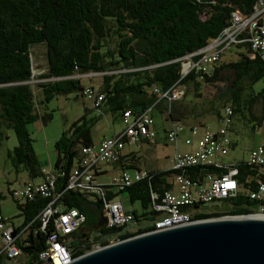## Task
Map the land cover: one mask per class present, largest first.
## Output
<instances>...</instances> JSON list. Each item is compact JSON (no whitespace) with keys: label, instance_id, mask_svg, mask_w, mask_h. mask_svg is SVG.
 Masks as SVG:
<instances>
[{"label":"trees","instance_id":"obj_1","mask_svg":"<svg viewBox=\"0 0 264 264\" xmlns=\"http://www.w3.org/2000/svg\"><path fill=\"white\" fill-rule=\"evenodd\" d=\"M256 3L257 0H0V141L6 137L7 130L15 131L19 144L9 152V157L17 172H27L32 181L45 178L27 126L39 119L52 118V114L40 115L39 108L56 95L83 93L84 86L76 75L104 74L99 93L105 98L95 109L100 111L103 107L104 114L121 122L127 110L134 117L150 110L154 121V111H158L171 123L182 122L216 131L224 127L226 109L230 107L233 115L228 126L229 137L230 132L236 133L235 118L243 120L244 127L253 133L259 129L264 133V88L255 89L264 78V59L252 52L250 42L226 50L219 61L208 65L207 72L193 71L184 78L181 72V59L204 49L219 37L230 26L233 12L249 15ZM248 36L244 34L242 39ZM40 44L46 45L49 62L44 78L55 80L39 85L45 98L38 101L30 82L32 47ZM230 50L237 51L238 59L224 62L223 57ZM199 58L195 56L193 60ZM228 71L234 77L230 87L219 96L221 101H208V109L203 108L204 103L196 101L203 98L200 91L215 85L220 74ZM176 85L185 87L181 99L169 102L161 97ZM207 113L215 115L221 123L219 128L213 129L202 120L200 115ZM187 117L199 120L187 122ZM100 118L83 115L55 144L57 159L53 168L55 191L61 194L59 202L64 208L78 209L87 218L84 226L71 235L69 247L75 251V257L106 247L111 240H126L155 230V223L162 215L155 206L163 203L167 192L176 191L172 178L176 174L183 173L202 182L208 173L216 176L227 173L226 169L212 166L185 171L166 168L147 170V177L125 190H116L108 182L105 185L107 201L119 200L121 193H127L130 201L139 202L143 209L141 214L132 211L134 221L130 226L109 227L103 215L102 198L66 190L71 172L81 160L82 148L95 145L92 130ZM124 142L127 145L130 140L125 138ZM259 143H264V134ZM231 146L235 145L230 138V149ZM122 159L113 165H119ZM230 164L239 169L236 179L241 192L235 198L219 200L226 204L227 209L221 210L226 212H208L203 203L185 207L192 221L258 213L252 208L259 205L245 191L264 184V169L250 166L245 160ZM134 168L128 166L123 171ZM48 202L42 196L23 203L17 201L25 218L22 228L29 226L21 264H39V253L45 249L47 237L54 230L53 222L42 230L38 218ZM92 226L98 229L94 231ZM94 233L97 235L91 238Z\"/></svg>","mask_w":264,"mask_h":264},{"label":"built area","instance_id":"obj_2","mask_svg":"<svg viewBox=\"0 0 264 264\" xmlns=\"http://www.w3.org/2000/svg\"><path fill=\"white\" fill-rule=\"evenodd\" d=\"M244 34H248V38L242 39ZM243 42H250L252 52L264 59V0H257L249 15L239 11L233 12L230 26L224 29L219 37L213 39L204 49L181 59L182 78L193 71L207 72L208 65L219 61L226 50ZM195 56L200 57L198 61L193 60ZM252 57L254 58L255 55L252 54ZM94 75L96 74L89 73L84 77L89 78ZM184 94L185 87L176 85L161 97L171 102L181 99ZM82 95L93 101L94 108L100 107L105 98L104 94L99 93L93 87L84 88ZM231 115L233 112L230 107H227L224 127L216 131L208 127L188 126L182 122L171 123L166 133V141L174 146L170 168L185 171L193 167L212 166L217 169H226L227 173L221 176L208 173L202 182L193 180L183 173L173 176L177 189L167 192L164 195L163 203L155 206V209L162 213L155 223V230L141 235L189 224L193 221L185 207L195 203L211 204L219 200L232 199L241 192V186L236 179L239 174L238 167L224 161L230 150L228 126L231 123ZM122 122L125 126L124 130L114 137L104 138L98 145V149L95 146L82 148L81 160L72 170L66 188V190L102 198L104 200L103 215L105 223L109 227L130 226L134 221V214L132 211L126 210L121 201L106 200V184L97 180L100 167L103 164L119 162L125 149V138L132 142H139L141 138L153 141L157 137V131L154 128L155 121L150 116V110L138 113L135 117L131 110H127L122 115ZM187 130L189 135L184 137ZM183 137L184 143L190 146L191 150L183 152L179 150V140ZM246 162L250 166L264 169V143H259L251 150ZM43 171L45 178L42 182H28L21 190L13 193V196L24 199V202L33 200L36 196H42L49 200L38 218L42 224V230H45L50 222H53L54 230L47 237L45 249L39 253L38 263L70 264L84 256L75 257V251L69 247V244L71 235L84 226L87 218L78 209L64 208L59 202L61 194L55 191L54 169L48 167ZM147 176V170L122 171L114 175L108 185L114 186L116 190H125ZM245 195L259 205L260 213H264L263 183H260L255 190L245 191ZM153 197L156 198L155 195ZM22 226L17 228L9 219L0 215V233L2 235L0 258L6 257L19 264V260L24 256L22 247L26 245L25 239L29 229V226L24 228ZM122 241L125 240L110 241L108 246ZM102 248L104 247H98L93 251Z\"/></svg>","mask_w":264,"mask_h":264},{"label":"rangeland","instance_id":"obj_3","mask_svg":"<svg viewBox=\"0 0 264 264\" xmlns=\"http://www.w3.org/2000/svg\"><path fill=\"white\" fill-rule=\"evenodd\" d=\"M238 54L236 50H230L223 57V61L227 62L229 60H237ZM32 61H33V79L30 82L32 85L36 99L40 101L45 98L40 84L46 82H54L55 79L44 78L48 74L49 62L47 56V47L45 44L34 45L32 47ZM103 73H98L93 77L85 78L84 75H76L75 78H79L82 81L84 88L93 87L100 92L103 86ZM233 73L230 71L222 72L218 77L217 83L210 84L201 90L200 93L203 95V98L198 99V104H203V108L208 109L207 102L221 101L219 96L225 93L226 89L230 87V83L233 79ZM264 88V78L255 85L257 91ZM188 103V102H186ZM193 107L192 104L189 103ZM200 109V108H198ZM88 110V111H87ZM222 110V109H220ZM201 112L200 110H198ZM40 115L52 114V118H46L45 121L39 119L38 121L29 124L28 130L31 132L33 137V148L35 154L42 166L48 168L54 166L57 159V152L55 150L56 141L62 136L65 130H67L75 121L81 118L83 115H87V118L101 117L98 123L94 126L92 133L94 138V143L96 149L100 142L106 137H112L122 131L124 128L123 123L120 119H113L112 115L104 114L103 107L100 111L94 108L93 101L85 98L80 93H72L68 95L59 94L54 97L52 101L41 105L39 108ZM203 117L202 120L208 122V125L217 129L220 127L221 123L216 120L215 115L207 113L200 115ZM154 118L156 123L160 124L168 121L167 116H162L158 111H154ZM188 118V117H187ZM199 120L188 118L187 122H194ZM234 128H236V133L230 132V138L232 143L235 146H231L230 153L227 158L224 159L225 163H236L243 160H248L252 148H254L261 140L263 139V129H259L256 132H252L250 129L244 127L243 120L235 118ZM116 133V134H114ZM114 134V135H113ZM161 142L156 146V151L152 156L146 154V159H155L152 166H158L159 168H165L170 165L171 155L174 153V146L167 142L165 131L162 130L159 134ZM102 139V140H101ZM101 140V141H99ZM19 142L14 130L9 129L6 131V137L0 141V215L10 220L17 228L22 226L25 222L24 216L21 215L18 207L17 201L20 203L24 202V199L13 196V193L22 189V187L29 182H40L43 178H38L32 181L27 172L21 171L17 172L16 167L14 166L11 158L9 157V152L13 151ZM141 145V144H140ZM147 147V146H145ZM190 146H187L183 141L180 143L179 149L181 152L187 151ZM135 146H131L130 149L134 150ZM149 160V161H153ZM147 160L143 161L142 164H145ZM133 163H135L133 161ZM51 164V165H50ZM139 164V162H138ZM146 165V164H145ZM102 166L114 174L113 164H103ZM140 166V165H139ZM53 168V167H52ZM149 168V165L148 167ZM54 169V168H53ZM109 176V175H108ZM107 176V177H108ZM112 175H110L111 177ZM107 177L102 178L106 180ZM109 177V178H110ZM109 180V179H108ZM119 199L123 202L126 210L137 211L139 214L143 212L142 206L139 202L132 203L129 199L127 193H121ZM94 200V199H93ZM208 208V212H226L221 211L227 209L226 204L223 205L222 201L206 204L204 205ZM224 206V207H223ZM253 212L260 213V207L255 206L252 208ZM256 214V213H255ZM253 215V214H251ZM229 216H223L221 218H228ZM220 218V219H221ZM219 219V218H217ZM92 230L98 229V227L91 228ZM97 233H94L92 237L96 236ZM2 241V235L0 233V244ZM114 241V240H111ZM20 262L19 264H21ZM0 264H17L13 260H9L6 257L0 260Z\"/></svg>","mask_w":264,"mask_h":264},{"label":"water","instance_id":"obj_4","mask_svg":"<svg viewBox=\"0 0 264 264\" xmlns=\"http://www.w3.org/2000/svg\"><path fill=\"white\" fill-rule=\"evenodd\" d=\"M243 216L136 236L70 264H264V220L236 218Z\"/></svg>","mask_w":264,"mask_h":264},{"label":"crops","instance_id":"obj_5","mask_svg":"<svg viewBox=\"0 0 264 264\" xmlns=\"http://www.w3.org/2000/svg\"><path fill=\"white\" fill-rule=\"evenodd\" d=\"M155 123H156V121H155ZM170 125H171V121H167L165 123H163V121H162L160 124L156 123V128L155 129L157 131V137L153 141L152 140H148V139L141 138L139 142H132V141H130L129 143H127V145H125V149L123 151V156H122L123 159H122V162L119 165H117V164L116 165H113V168H114V171H115L114 174H111L112 172H110V170L106 169V167L101 166L100 169H99V171H98V173H97V180H98V182L106 184V183H108L110 181V179L114 175H117V174L121 173L128 166H132V165L135 166V168L129 170L130 172L136 171L135 169H138V170H149V171L152 170V171H157V170H162V169L170 168L172 166V155H171V158H170L171 159L170 165H168L165 168H159L158 166H155V165L152 166V164L154 163L155 159L153 160V158H151V159H146L145 158L146 157L145 156L146 154L152 156V154L155 153L156 146L162 141L161 138H160V136H159L160 132L162 130H164L165 131V136H166V131L170 128ZM114 134H116V133H114ZM185 135L186 136H184V137H187L189 135L188 130L186 131ZM184 137L179 140V146H180V143L182 141L184 142ZM101 140H99V141H101ZM131 146H135L136 148H134V150H131L130 149ZM145 146H147V147H145ZM191 149L192 148L190 147L187 151H189ZM145 160H147V162H145L146 165L145 164H142V162L145 161ZM149 160H153V161L151 162ZM133 161L135 163H133ZM138 162H139V164H138ZM148 165H149V168H147ZM50 167H53V165L50 166ZM43 168H44V166H43ZM110 175H112V176L110 177ZM104 177H107L106 180H102V178H104ZM42 180L40 182H42ZM36 183H39V182H36ZM119 201H121V200L119 199ZM129 211H131V210H129Z\"/></svg>","mask_w":264,"mask_h":264},{"label":"bare ground","instance_id":"obj_6","mask_svg":"<svg viewBox=\"0 0 264 264\" xmlns=\"http://www.w3.org/2000/svg\"><path fill=\"white\" fill-rule=\"evenodd\" d=\"M238 219H258V220H264V213H256V214H253V215H246V216H243V217H236Z\"/></svg>","mask_w":264,"mask_h":264}]
</instances>
